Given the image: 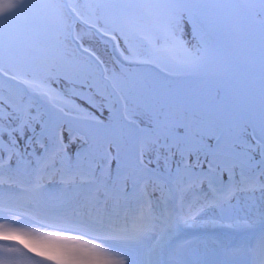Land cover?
Masks as SVG:
<instances>
[{
    "label": "snow or ice",
    "instance_id": "6c2138e0",
    "mask_svg": "<svg viewBox=\"0 0 264 264\" xmlns=\"http://www.w3.org/2000/svg\"><path fill=\"white\" fill-rule=\"evenodd\" d=\"M0 264H264V0H0Z\"/></svg>",
    "mask_w": 264,
    "mask_h": 264
}]
</instances>
